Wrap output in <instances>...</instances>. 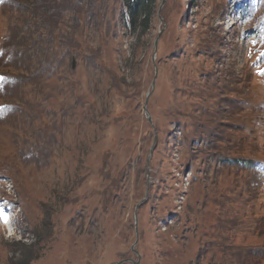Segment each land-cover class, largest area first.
<instances>
[{
	"label": "rangeland",
	"instance_id": "374dc122",
	"mask_svg": "<svg viewBox=\"0 0 264 264\" xmlns=\"http://www.w3.org/2000/svg\"><path fill=\"white\" fill-rule=\"evenodd\" d=\"M145 25L0 0V264H264V0Z\"/></svg>",
	"mask_w": 264,
	"mask_h": 264
},
{
	"label": "trees",
	"instance_id": "16d2710c",
	"mask_svg": "<svg viewBox=\"0 0 264 264\" xmlns=\"http://www.w3.org/2000/svg\"><path fill=\"white\" fill-rule=\"evenodd\" d=\"M123 5L127 11V18L134 30L139 26L148 27L150 17L153 14L155 0H123ZM145 23V24H144ZM2 110V106H0ZM30 260H27L28 264Z\"/></svg>",
	"mask_w": 264,
	"mask_h": 264
},
{
	"label": "water",
	"instance_id": "95a60500",
	"mask_svg": "<svg viewBox=\"0 0 264 264\" xmlns=\"http://www.w3.org/2000/svg\"><path fill=\"white\" fill-rule=\"evenodd\" d=\"M160 35H161V33H159L158 37L155 39V42H154V53H153V55H152V63H153V65H154V61H155V56H156V52H157V46H158V41H159V37H160ZM154 73H155V76H156V74H157V69H156L155 65H154ZM155 80H156V79L154 78V80L152 81L151 87H154V85H155ZM149 95H150V93L147 95V99H148ZM144 111H145V114L147 115V119H148V121L151 123V119H150V117H149V115H148V112H147V110H146V105H145V107H144ZM154 141H156V139H155ZM151 152H152V151H151ZM135 215H136V213H135Z\"/></svg>",
	"mask_w": 264,
	"mask_h": 264
}]
</instances>
